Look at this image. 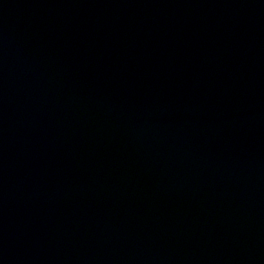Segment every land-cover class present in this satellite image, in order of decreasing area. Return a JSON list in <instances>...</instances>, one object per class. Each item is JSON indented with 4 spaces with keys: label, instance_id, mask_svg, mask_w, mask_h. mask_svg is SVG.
Segmentation results:
<instances>
[{
    "label": "water",
    "instance_id": "95a60500",
    "mask_svg": "<svg viewBox=\"0 0 264 264\" xmlns=\"http://www.w3.org/2000/svg\"><path fill=\"white\" fill-rule=\"evenodd\" d=\"M0 264H264V0H0Z\"/></svg>",
    "mask_w": 264,
    "mask_h": 264
}]
</instances>
